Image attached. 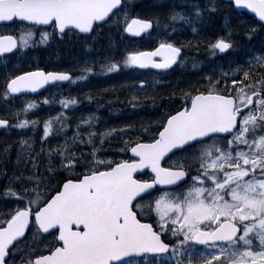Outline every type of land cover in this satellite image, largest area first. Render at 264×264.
<instances>
[{
  "label": "snow or ice",
  "instance_id": "obj_1",
  "mask_svg": "<svg viewBox=\"0 0 264 264\" xmlns=\"http://www.w3.org/2000/svg\"><path fill=\"white\" fill-rule=\"evenodd\" d=\"M230 2L258 18L245 35L264 29V0ZM205 10L194 2L188 15L174 11L170 20L191 23ZM207 10L216 11L215 0ZM110 22L129 36L151 35L148 30L160 26L159 19L129 11L127 0H0V56ZM164 27L155 47L86 60L80 76L39 67L13 73L0 86V100L8 104L50 82L84 80L100 59L108 61L99 65L105 73L122 67L166 72L183 61ZM207 47L212 56L225 53L234 47L231 33ZM137 83L143 92L147 82ZM171 97L179 98L155 127H121L123 155L116 158L105 149L117 130L97 131L94 113L78 119L71 137L49 144L54 125L57 132L69 127L63 109L77 104L75 98H62L61 110L43 120L49 175H37L39 154L21 138L26 148L17 151V162L24 167L0 173L6 181L0 185V264H264V55ZM142 98L133 94L129 101L136 106ZM34 107L29 100L0 111V128H35L38 119L21 118Z\"/></svg>",
  "mask_w": 264,
  "mask_h": 264
},
{
  "label": "rangeland",
  "instance_id": "obj_2",
  "mask_svg": "<svg viewBox=\"0 0 264 264\" xmlns=\"http://www.w3.org/2000/svg\"><path fill=\"white\" fill-rule=\"evenodd\" d=\"M130 1L131 4L128 6L129 11L139 14L142 17L152 18L153 20H160L159 31L149 39L125 43L123 41H120L119 51H116L115 54L108 52L106 54L115 55L117 58H119L122 53H125L126 49L144 50L150 48L151 46L159 42L160 37L164 36V33L166 31L164 27L165 24L169 25V28L167 29V38L172 42L178 39V37L180 38V40H183L185 38V35H191L192 37L187 41V45H189L188 49L192 53H194L195 51L196 53H204L203 61L200 64L194 66L193 71L182 73L179 79L173 78L166 92L158 95H165L166 93H169V90H173L175 88L180 90L186 88L189 85H196L198 82L202 81L203 77L207 75H219L221 70L225 69L226 65L235 66L236 64H239V60H237L236 57H234L229 63L227 59L217 61L219 55L218 52L215 56L210 55L207 44L209 40H212L215 37L226 36L230 32L234 47L227 50L228 52L226 51L227 56L232 57L234 55H237L238 53H236V51H240L241 46L243 45L241 37L242 35L245 36V33L248 32L244 29L245 25L249 27L252 24L251 21L245 18V15L233 14L230 11L231 9L228 8L227 5L219 3L216 0V11L214 12L207 10V5L209 4L210 0H160L156 2H153V0ZM179 1H181L180 4L183 5V7L178 10L182 15L189 14L190 6L194 2L199 3L201 7H204L206 9L202 14L201 19L193 20L191 22L192 25H196V32L192 31L191 28L193 27L190 28L189 32H183L182 28H178L179 21L173 22L170 20V15L176 8V3ZM173 24L175 25V31H172L171 26ZM187 26L190 27V24H188ZM120 40H122V36H120ZM90 42H92V40ZM91 46H93V43L89 46L88 51L84 53L85 55L83 57L65 61L68 65L77 63V65H72L74 68L72 69V71L76 72V76L81 75V68L85 66L86 60L90 61L92 59H95L92 55L96 52V50ZM255 56H257V54H255L254 57ZM245 61L246 60L240 61V63L243 64ZM183 62L180 63L182 67ZM101 63L107 64L108 61L105 59H100L99 62L95 65V73L88 74L87 78L84 80H76L73 87L66 92L55 89L49 93H45L46 95L42 97V101H40L39 103L36 102V107L28 109L26 113H21V118H36L39 120V123L35 126V128H33L31 125L25 128H10V131L0 137V173L17 165L15 164L18 163L16 152L18 150L26 148V145H21L19 143L21 138H24L28 141V143L32 145L34 149L32 153L33 155L39 154L37 155V175L40 172L46 171L48 157L47 155L41 153L40 139L43 132V120L47 119L48 115L55 116L56 113L61 110L59 101L62 98H75L78 103L75 105H69L67 109H63V111L68 113L69 127L67 129H64L63 132H57L55 131V128L57 126L54 125V131L49 138V144L53 146L63 141L65 139V136L71 137L73 134L74 125L77 123L78 119L86 118L89 114L92 113L95 114L96 122L94 127L98 129V131H101V129L104 128V125L106 128H109L112 123L118 127L125 124L134 125V127H140L141 125L151 127V125L155 123L157 119L156 115H152L150 113H147L146 111H142L140 113H137L136 115L131 114L121 121H116L113 118L114 116L109 113L111 110V106L109 105L127 106L131 103L129 101V98L133 94L140 97H147L148 94L154 95L162 92L163 90L160 91L162 87H160V82H155L151 77H146L145 75L138 74L135 71L130 70L131 67H123L124 70L120 69L112 73H105L103 71L101 72L99 67ZM126 69H128L129 72ZM1 73L2 72H0V86L3 84V80L5 79V77L8 76L5 72L2 74ZM140 79H144L147 82L144 86L145 90L143 92L139 91L140 86L138 85V83L133 84L134 81L138 82ZM200 86L203 87V84H201ZM87 96H91L92 99H86ZM45 97H47L49 101V103L47 104L44 103ZM99 100H101V102L105 105L108 104L106 105L107 109L104 110V107H96V105H100ZM28 101L29 100H13L8 104H5L2 101L0 111H15L16 109L23 108V106ZM38 110H41V113L36 117L34 113ZM81 127L86 128L87 126L82 125ZM16 143H19L20 146L16 147ZM5 147L9 148L7 152L4 151ZM108 151L115 152L117 156L122 154L119 153L118 149H116L115 146H112ZM10 159L13 162H10ZM28 167L31 168V165L29 164ZM3 179L4 182H6L5 177L3 175H0V182H3Z\"/></svg>",
  "mask_w": 264,
  "mask_h": 264
},
{
  "label": "flooded vegetation",
  "instance_id": "obj_3",
  "mask_svg": "<svg viewBox=\"0 0 264 264\" xmlns=\"http://www.w3.org/2000/svg\"><path fill=\"white\" fill-rule=\"evenodd\" d=\"M13 27L14 26H10L9 30H12ZM97 29L88 37L79 35L76 31L68 32L63 37L55 36L45 44L30 46L26 49L21 50L18 54H6L4 56H0V72H5L8 76H10L13 73L18 74L21 71L34 70L36 67L42 68L45 71H71L72 69H74L72 65H77V63L68 65L65 61L77 59L79 41L85 43L93 39ZM4 31L5 29L3 28V26H0V33H3ZM187 41L188 35H185V38L183 40H180V38L178 37L175 44L184 49L183 53H185L186 55L185 58H196L188 49ZM80 51L82 52V50ZM194 53H196V51ZM197 58H204V55H201ZM55 89H62V87H52L47 89L40 96L41 101L42 97L46 95L45 93H49ZM39 95L33 97L19 96L15 100L20 101L27 98H29L30 100H37ZM197 247L202 250L204 249L203 245H198ZM145 264H151V261H147L145 262Z\"/></svg>",
  "mask_w": 264,
  "mask_h": 264
},
{
  "label": "trees",
  "instance_id": "obj_4",
  "mask_svg": "<svg viewBox=\"0 0 264 264\" xmlns=\"http://www.w3.org/2000/svg\"><path fill=\"white\" fill-rule=\"evenodd\" d=\"M109 30H110V38L111 36H113L115 34V32H112L114 30V27H109ZM263 34V31L259 28L257 31H254L251 36L249 37L248 35H245L241 37L242 41H243V45L241 46V49L245 46V39L248 38L249 40H257L259 39V37ZM116 35H117V32H116ZM126 37V36H125ZM112 39V38H111ZM133 40V39H131ZM114 43L118 44V40H115L113 41ZM113 42L112 40L110 41H102L99 43H96V46H100V48L98 50H96V52L93 54V57L94 58H97V57H103L107 52L108 53H112V47H113ZM79 44V47H80V43ZM108 46L110 47V50L107 49ZM189 47V45H187ZM257 47V45H255ZM107 49V50H106ZM259 52H262V51H259ZM85 54H83L80 49H78V57H83ZM258 71V69H257ZM179 79V77L177 78ZM167 86L169 87V84L167 83ZM166 92L167 88L164 89ZM173 91H178L177 88L173 89V90H169V93H166L165 95H159L158 97H154L152 99H149L147 101H138L136 102V106H133L132 103H130L129 105L127 106H112V105H109L111 106V110H110V114L113 115L114 119L116 121H121L123 119H125L126 117L130 116L131 114L132 115H136L137 113H140V112H147V113H150L152 115H156L157 119L155 121L154 124L151 125V127H155L156 123L158 122V119H159V116L162 114L163 111L167 110L168 107L172 106V100L173 99H178L179 97H171V93ZM100 101V105H96V107H104V110L107 109V106L108 104H104ZM98 101V102H99ZM102 103V104H101ZM98 104V103H97ZM38 113H40V110L39 111H36L34 114L35 116L37 117L38 116ZM122 126L118 127L116 125H114L113 123L111 124V126L109 128H115L117 131L115 133H113L111 139H110V143H111V147L112 146H115L116 149H118L119 151V148L121 145V143H123V140L121 138V136L119 135V132H120V129H121ZM101 128V127H100ZM109 128H106L105 125H104V128L101 129V131L105 130V129H109ZM135 128V131H140L141 130V126L139 127H134ZM98 131V129H96ZM125 132H129V131H132L130 129H124ZM111 147H107L106 146V152H107V155L108 156H111L113 158H116L117 154L115 152H110L108 151L109 149H111ZM23 148V147H21ZM19 148V149H21ZM123 155V154H121ZM25 158H26V155H25ZM54 159H58V158H54ZM10 162H13L11 159L9 160ZM15 163V162H14ZM17 165L13 166L12 168H9L8 170H6L8 173H11L14 169L19 171L21 168H23V162L21 163H15ZM47 169V168H46ZM41 174H45V176L49 175L47 173V171H44V172H40L38 175H41ZM4 182V179H3V182H0V185H2Z\"/></svg>",
  "mask_w": 264,
  "mask_h": 264
},
{
  "label": "water",
  "instance_id": "obj_5",
  "mask_svg": "<svg viewBox=\"0 0 264 264\" xmlns=\"http://www.w3.org/2000/svg\"><path fill=\"white\" fill-rule=\"evenodd\" d=\"M221 1H225V2L231 3L230 0H221ZM232 5H233V7H234L238 12H245V13H247V14H249V15L255 17V19L258 21V18L255 16L254 13L251 12V10H249V9H247V8H237V7H235L234 4H232ZM148 31L150 32L151 29H149ZM144 34H145V33H142L141 35H144ZM147 69H151V68H147ZM154 70H156V69H154ZM158 71H160V70H158ZM55 83H57V82H50V83H48V84H55ZM46 85H47V84H45V85H43L42 87L38 88L35 92H31V91H29L28 93L36 94L37 92L43 90L44 87H45ZM0 129H2V128H0ZM146 173H147V172H146ZM148 174H150V173H148Z\"/></svg>",
  "mask_w": 264,
  "mask_h": 264
},
{
  "label": "bare ground",
  "instance_id": "obj_6",
  "mask_svg": "<svg viewBox=\"0 0 264 264\" xmlns=\"http://www.w3.org/2000/svg\"><path fill=\"white\" fill-rule=\"evenodd\" d=\"M81 57V56H80ZM79 58V57H78ZM133 81V80H132ZM113 122V121H112ZM109 126V125H108ZM108 128V127H107ZM16 154H17V152H16Z\"/></svg>",
  "mask_w": 264,
  "mask_h": 264
}]
</instances>
